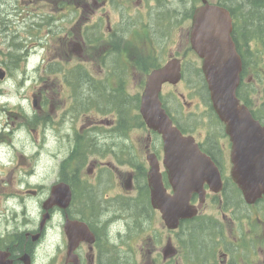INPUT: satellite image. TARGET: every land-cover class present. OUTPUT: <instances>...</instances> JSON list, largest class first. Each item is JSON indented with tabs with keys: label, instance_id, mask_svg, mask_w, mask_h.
<instances>
[{
	"label": "flooded vegetation",
	"instance_id": "flooded-vegetation-1",
	"mask_svg": "<svg viewBox=\"0 0 264 264\" xmlns=\"http://www.w3.org/2000/svg\"><path fill=\"white\" fill-rule=\"evenodd\" d=\"M12 1L17 5L12 6L11 0H0V5L7 14L5 22L13 15L24 25L26 62L41 51L44 64L55 55L53 49H62L64 54L55 56V61L86 67L87 56L101 50L102 66L107 69L109 59L116 66L114 73L107 69L110 86L101 81L98 87L95 76L87 72L75 76L82 78L81 83H70L74 78L64 74L63 79L74 89L60 90L51 99L55 98L60 108H68L57 120L61 134L65 130L70 134L56 138L49 160L41 159L46 148L42 138L34 139L37 145L32 152L19 153L20 166L30 170L25 171L18 189L0 177L4 190L0 196V264H264V197L247 202L235 183L232 144L225 128L227 143L198 140L192 132H183L194 137L200 151L211 160L209 172L215 179L199 186L201 192H190L182 218L172 226L152 206L149 186L153 160L166 194H174L163 140L143 123L140 128L137 120L138 98L145 82L166 61H181V82L187 72L192 75L191 67L204 77L202 60L190 43L197 8L204 2L224 6L234 24L232 9L249 15L250 8L243 11L234 0ZM239 1L243 4L246 0ZM142 30L149 38L145 47L138 48L135 43ZM166 44L176 48L167 57ZM127 47L131 57L124 52ZM261 61L259 58V67ZM134 70H139L142 78L137 93L128 88V81L137 77ZM251 70H243L242 81ZM260 76L255 70L248 80L260 81ZM113 86L121 88L126 99L134 97L133 105H126L129 112L124 124L118 115L123 96ZM166 86L174 88L162 87L165 109ZM31 97L36 117L47 100L41 93ZM34 126L36 133L35 121ZM142 131V137L133 134ZM0 156L9 159L10 147L0 144ZM37 168L43 173H37ZM54 191L57 201L51 202ZM68 222L70 228L74 224L69 232Z\"/></svg>",
	"mask_w": 264,
	"mask_h": 264
},
{
	"label": "water",
	"instance_id": "water-1",
	"mask_svg": "<svg viewBox=\"0 0 264 264\" xmlns=\"http://www.w3.org/2000/svg\"><path fill=\"white\" fill-rule=\"evenodd\" d=\"M232 33L233 19L226 9L206 5L196 10L191 35L192 48L203 59L202 71L210 91L212 107L225 125L232 143L233 179L245 200L252 203L264 196V127L237 96L243 61ZM181 77L180 61L170 60L165 67L149 75L140 103V114L148 128L162 135L166 164L169 165L175 190L173 197L166 194L158 169L151 164L149 180L152 205L160 211L164 221L172 226H176L177 220L182 218L190 192H201L199 186L215 179L214 174L209 172L211 160L200 151L194 137L184 136L174 126L160 100L163 84L176 85ZM4 78L5 72L0 70V79ZM218 180L220 182L219 175ZM189 181H194V184ZM55 192L51 202L57 201ZM70 225V222L66 225L67 232L74 227V224L71 228ZM69 248L71 253L74 247L71 245Z\"/></svg>",
	"mask_w": 264,
	"mask_h": 264
},
{
	"label": "rangeland",
	"instance_id": "rangeland-1",
	"mask_svg": "<svg viewBox=\"0 0 264 264\" xmlns=\"http://www.w3.org/2000/svg\"><path fill=\"white\" fill-rule=\"evenodd\" d=\"M247 2L246 0L242 4L241 1L234 0V3H239L242 6L243 11H247L248 9ZM11 4L15 6L17 2L12 1ZM167 15L170 17L174 16L173 13L169 12ZM3 16H7V14L0 5V19L4 20ZM5 30L7 31L6 34ZM23 30L24 25L20 21V18L13 15L9 16V22H5L3 27L0 26V68L6 71L5 79L0 80V108H3L0 110V144H3L6 148L9 146L11 150L9 159L0 156V177H3L4 182L10 180L11 185L15 189H18L20 186V181L26 174L25 171L30 170L29 167L22 168L20 166L22 163L19 160V153L22 151L32 152L34 146L37 145L34 139L42 138L41 143L45 144L46 148L42 152L41 159L44 161L49 160L57 145L56 138L65 137V135L70 134L67 130L61 134V125L57 120V117L63 116L68 108H60L55 98L51 99L60 90L74 89L63 79V75L67 74L68 78H74V80L69 79L70 83L72 81H80L81 83L84 82L82 78L77 80L75 76L79 73L85 74L87 72L95 76L98 87L101 81L110 86L107 79L110 74L107 69H111L114 73V67L116 66V63L114 65L111 64V59L108 60V63L106 62L107 69L102 66L104 62H102L101 58L104 53L101 50H95L87 56L86 67H75L73 66L74 64L64 66L55 61V56L61 57L64 52L61 51L62 49H53L52 52L55 55L44 64L41 62L43 52L37 51L31 56L28 63H24L23 61L21 63L18 62V66L15 67L12 61L23 58L25 54L24 51L22 52V49L27 39ZM143 32L142 30L139 33V40L135 43L138 48L145 47V40L149 38V34ZM175 50L176 48L166 44V57ZM12 51H14L16 57L10 55ZM124 52L126 56H132V53L128 51V47ZM255 61L256 63L249 66L252 70L246 74V78L243 81L247 84L246 92L250 102L253 104V108L264 119V93L262 91L264 90V81H259L257 84L255 83L256 81L248 80L251 73L255 70L263 74L264 80V59L260 63V67H263V69L258 66L259 60L255 59ZM191 70L192 75L189 74V80L185 79V81L174 88L166 87V105L174 114L175 119L188 131L192 132L196 139L203 140L204 138H209L218 140L219 143H227L223 136V125H220L216 121L210 110L208 98L204 97L206 93L203 85L202 97L199 94L201 87L193 85L196 68L191 67ZM135 72H137V77L134 78L133 76L128 81V88L137 93L142 78L140 77L141 73L139 70H134ZM195 84H199V81H196ZM113 87L119 88L117 86ZM35 93H41L44 99L47 100V106L44 111H38L36 117H34V97H31ZM180 95H184L186 101L181 99ZM129 97L130 105H133V100ZM50 105L52 107L49 108ZM98 105H101V103ZM34 121L37 124L36 133L33 132L35 130ZM133 134L136 137H142L143 131L134 132ZM36 170L37 173H43L41 168H37ZM49 173H51V170H49ZM1 185H3V182H0V196L4 193ZM10 189L12 188L10 187Z\"/></svg>",
	"mask_w": 264,
	"mask_h": 264
},
{
	"label": "trees",
	"instance_id": "trees-1",
	"mask_svg": "<svg viewBox=\"0 0 264 264\" xmlns=\"http://www.w3.org/2000/svg\"><path fill=\"white\" fill-rule=\"evenodd\" d=\"M248 1L249 2H247V5L250 8L249 15H244L242 13L238 14L237 9H232V14L234 15L236 19L233 37L236 42V45H238V50L244 61V71L246 70L247 67L253 64L254 56L260 57L261 55L264 54V0H248ZM250 1L252 4L250 3ZM258 7H260L261 9ZM246 42H250L249 46H246L245 48L244 46H241V43H246ZM25 44L26 43L24 42V45ZM12 56L16 57V55H12ZM19 61L20 59H17V61H14L16 66H18ZM262 75L263 74L261 73L260 81H263L261 79ZM246 88H247V84L244 81H242L237 94L240 100L245 105H247L250 109H252V103L250 102L248 98ZM120 90L121 88H119V91H118L119 93H121ZM200 91L202 92V87ZM121 94L123 96L122 100L124 101L122 102L119 108L118 115L120 117V122L124 124L126 122L127 115L129 112V107H126V105L129 106L130 101L129 99H126L127 97L126 93H121ZM110 96L112 97V93ZM206 97L208 98L210 109L212 110L208 93L206 94ZM130 99L132 100V98ZM166 110L169 113L170 110L168 109L167 106H166ZM253 113L258 120H261L260 116H258L254 111ZM213 115L215 117L214 112H213ZM137 120L139 122L140 120L139 116ZM176 124L180 127L181 131L183 132L186 131L185 128L178 121H176Z\"/></svg>",
	"mask_w": 264,
	"mask_h": 264
},
{
	"label": "bare ground",
	"instance_id": "bare-ground-1",
	"mask_svg": "<svg viewBox=\"0 0 264 264\" xmlns=\"http://www.w3.org/2000/svg\"><path fill=\"white\" fill-rule=\"evenodd\" d=\"M11 2H12V0H11ZM258 8H260V7H258ZM261 9V8H260ZM263 10V9H262ZM5 25V21L3 20V19H0V26L1 27H3ZM7 33V31L5 30V34ZM15 41V40H14ZM14 47V46H13ZM25 52V54H24V56H23V58H21L20 59V63L23 61L24 63H26V59H27V56H28V54H27V52L25 51V50H23L22 49V52ZM10 55L12 56V55H14V51H12L11 53H10ZM12 57H15V56H12ZM12 63L14 64V66L15 67H17L16 65H15V63H14V61H12ZM0 97H1V94H0ZM1 109H3V108H0V110ZM233 193V192H232ZM243 195V194H242ZM234 198V197H233Z\"/></svg>",
	"mask_w": 264,
	"mask_h": 264
}]
</instances>
